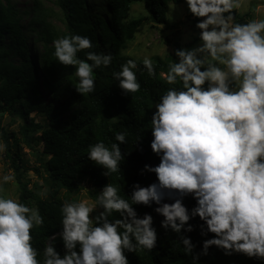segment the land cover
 Wrapping results in <instances>:
<instances>
[{
  "label": "clouds",
  "instance_id": "9594fccd",
  "mask_svg": "<svg viewBox=\"0 0 264 264\" xmlns=\"http://www.w3.org/2000/svg\"><path fill=\"white\" fill-rule=\"evenodd\" d=\"M241 2L186 0L192 15L203 18L195 25L201 43L175 50L166 82L180 86L165 91L151 116L150 147L159 163L144 169L156 174V182L134 184L131 202L111 183L95 203L65 201L60 232L65 252L48 243L42 261L30 233L44 223L39 210L0 194V264H129L126 251L156 247L152 215L140 217L133 207L153 203L163 216L161 227L178 235L186 255L194 245L184 232L193 230L189 221L199 216L201 235L214 234L203 241V254L216 246L226 255L264 259V18L230 23ZM92 47L88 37L78 34L54 42L57 61L75 66V88L83 95L94 91V69L112 62L110 53L88 51L86 59L77 57ZM143 65L150 76L155 74L150 58ZM135 69L136 61L129 59L112 73L125 94L140 90ZM114 135L119 143L110 148L103 141L89 146L88 159L105 176L118 172L124 160L120 144L126 136ZM5 148L0 144V152ZM13 179L0 178L3 183ZM188 195L196 200L191 210L183 203ZM166 197L173 202H164ZM97 206L103 210L92 216ZM113 212L120 218L109 219ZM193 261L198 264L197 257Z\"/></svg>",
  "mask_w": 264,
  "mask_h": 264
},
{
  "label": "trees",
  "instance_id": "16d2710c",
  "mask_svg": "<svg viewBox=\"0 0 264 264\" xmlns=\"http://www.w3.org/2000/svg\"><path fill=\"white\" fill-rule=\"evenodd\" d=\"M170 1L180 0H104L102 13L91 10L87 0H56L63 15L65 33L49 20L51 14L39 0H33L35 10L30 22L25 20L30 15L28 10H24L22 16L11 0L0 1V133L6 145L4 157L19 185V202L38 209L44 220L42 226L30 230L38 260L42 261L48 243H54L56 250L64 254L60 237L61 209L65 201L77 200L63 201L56 190L43 198L28 188L29 180L25 176L31 168L20 152L17 132L7 130L3 116L20 118L21 142L33 151L39 162L38 168L33 170L39 174L43 169L51 185L77 193L85 179L99 192L111 183L118 188L121 197L131 202L134 184L148 186L157 179L155 173L144 169L145 164L159 163V157L150 147L155 104L168 88L180 85L179 82L176 85L166 82L169 64L177 59L175 52L165 58L150 57L155 70L150 76L143 59L121 50L148 20L167 23ZM134 3L144 4L147 15L132 17L130 12ZM232 16L230 23L244 24L251 20L250 13L239 14L236 9ZM76 34L88 37L93 45L91 49L78 52L79 59H86L88 51L112 55L109 66L94 69V91L84 95L75 88L78 82L75 66H64L54 56L55 40ZM31 35L36 39L30 44ZM129 59L137 63L134 71L141 87L137 93L125 94L112 73L120 71L121 65ZM115 132H123L126 136V142L120 144L124 160L120 162L118 172L105 176L104 169L88 159L89 146L103 141L110 148L111 144L119 143L115 140ZM164 202L172 203L173 200L166 197ZM183 203L191 210L196 200L188 195L183 198ZM133 207L140 217L145 213L152 215L157 243L151 251L143 248L136 252L126 251L129 264H194V256L198 258V264H264V259L242 253L226 255L216 246H210L207 254H203V241L214 234L201 235L203 221L199 216L189 221L193 230L184 232L194 245L192 254L186 255L178 235L161 227L163 216L155 212L156 204ZM118 218L117 212L109 217Z\"/></svg>",
  "mask_w": 264,
  "mask_h": 264
},
{
  "label": "rangeland",
  "instance_id": "374dc122",
  "mask_svg": "<svg viewBox=\"0 0 264 264\" xmlns=\"http://www.w3.org/2000/svg\"><path fill=\"white\" fill-rule=\"evenodd\" d=\"M5 3L6 0H0ZM17 9H20V14L23 16V11L28 10L30 15L26 17V22H30L31 15L35 10L33 0H11ZM43 7L51 14L49 20L56 26V28L65 33V25L63 21V15L60 7L56 3V0H39ZM91 6V10L103 12L101 5H104V0H87ZM239 14L250 13L251 20L254 18H264V0H242L241 6L236 9ZM132 17L146 16V10L144 4L134 3L131 7L130 12ZM167 23H154L150 20L147 21L144 28L135 35L132 41L127 42L125 48L121 50L122 53L130 55L135 58L144 59L145 57L160 56L162 58L167 57L169 54L175 52L180 48L191 49L197 47L201 41L199 39L200 29L196 28L195 25L198 19L192 15L186 4V0H180L179 2H169L167 12ZM60 38V37H59ZM35 35L29 36L30 44L35 42ZM178 44V45H177ZM31 54L34 56L33 50ZM31 55V56H32ZM35 113H31L33 117ZM41 116H39L40 118ZM4 124L8 131L17 132L19 137L20 152L24 154L26 164L29 165V169L26 173V180H29L28 188L38 193L41 197H49L53 190H56L63 201L76 199L77 201H87L92 204L97 200L99 191L93 190V185L86 179L81 183V188L77 193H69L65 189H57L51 185L46 173L43 169H40V173L37 174L34 168H38L39 162L35 157L33 151L25 144L21 142L19 131L20 118L17 116H3ZM0 144H4L2 134L0 133ZM4 151L0 152V178L4 175H10L14 179L3 183L0 180V186L3 187V194L8 197L18 198L19 200V185L14 177L12 169L9 167L7 160L4 157ZM47 158V157H45ZM103 209L98 207L96 211L91 215L95 216Z\"/></svg>",
  "mask_w": 264,
  "mask_h": 264
}]
</instances>
